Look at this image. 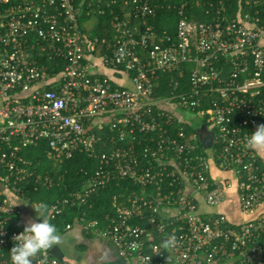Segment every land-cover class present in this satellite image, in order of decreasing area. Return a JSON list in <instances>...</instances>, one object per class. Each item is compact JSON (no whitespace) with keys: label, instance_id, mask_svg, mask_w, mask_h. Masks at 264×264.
Returning <instances> with one entry per match:
<instances>
[{"label":"built area","instance_id":"obj_1","mask_svg":"<svg viewBox=\"0 0 264 264\" xmlns=\"http://www.w3.org/2000/svg\"><path fill=\"white\" fill-rule=\"evenodd\" d=\"M154 1L0 0V264H11L28 223L22 203L35 204L28 183L55 187L22 157L41 144L53 167L76 153L99 165L80 171L82 189L57 199L51 220L125 183L129 195L114 197L104 220L84 211L75 223L110 240L118 264H264V213L243 219L264 205V154L245 147L264 124V26L249 15L194 22L182 11L173 33L159 31ZM113 6L131 7L113 39L89 38L82 16ZM203 127L214 134L207 149ZM171 234L178 243L166 252ZM38 261L71 264L50 252Z\"/></svg>","mask_w":264,"mask_h":264},{"label":"trees","instance_id":"obj_2","mask_svg":"<svg viewBox=\"0 0 264 264\" xmlns=\"http://www.w3.org/2000/svg\"><path fill=\"white\" fill-rule=\"evenodd\" d=\"M154 3L163 6L158 10L155 20V26L159 31L168 30L173 33L182 11L185 17L194 22L209 24L214 23L218 18L228 21L239 16L249 15L250 21L259 19L258 24L264 26V0H256V3H251L252 5H247V0H157ZM130 8L129 6L125 10L126 13L122 12L121 6H113V12L107 10L103 15L85 14L80 19V24H93L92 33L99 38L111 40L114 34L115 18L117 16L126 17L131 14ZM22 157L32 161L33 169L35 168L37 173H50V176L53 177L55 187L52 189H40L35 192L33 189L34 182L31 180L25 190V197L32 202H44L49 206L57 199L68 197V195L82 189L86 181V177L82 176L80 172L82 169H99V165L83 153H76L72 159L65 160L63 164L57 167L47 165V161L49 162L47 160V147L43 144L25 148ZM131 189L133 188L131 187ZM127 195L129 194L125 190V183L111 184L93 194L86 205L67 208L63 215L51 220V223L57 227L59 232H64L67 225H76L77 219L84 211L88 212V219L97 217L104 220L107 214L113 210L114 197L118 196L121 199Z\"/></svg>","mask_w":264,"mask_h":264},{"label":"clouds","instance_id":"obj_3","mask_svg":"<svg viewBox=\"0 0 264 264\" xmlns=\"http://www.w3.org/2000/svg\"><path fill=\"white\" fill-rule=\"evenodd\" d=\"M245 147L264 154V124L258 125L256 130L246 137ZM23 204L31 205L35 219L29 220L23 231L13 238L16 243L10 250L11 264H33L38 256L46 257L50 249L64 243V237L51 223L52 211L47 203ZM177 243V237L171 234L162 240L161 246L166 252H171ZM37 264H43V261H38Z\"/></svg>","mask_w":264,"mask_h":264},{"label":"crops","instance_id":"obj_4","mask_svg":"<svg viewBox=\"0 0 264 264\" xmlns=\"http://www.w3.org/2000/svg\"><path fill=\"white\" fill-rule=\"evenodd\" d=\"M136 20L140 21L138 19ZM153 23L155 24V22ZM80 26L84 31V33L89 38L91 39L92 37L99 38V36L95 35L91 31L92 27L94 26L93 24H84V25L80 24ZM112 39L113 37L111 38V40ZM96 65H98L99 67L100 62H98ZM99 69L101 72L105 73L107 76L112 78L114 74L112 70L103 67H100ZM125 85L131 86L130 82H125ZM220 176H224V174H220ZM22 205H23L22 207L24 211V216L27 222L29 220L35 219V212L34 209L31 207V205L30 204L25 205L23 203ZM223 210H225V212L234 220L241 219V215L239 211H237L236 209H232L231 206H226L223 208ZM261 213H264V205H262L253 216H245V217L243 216V219L245 220V219L253 218L255 215ZM71 236L73 238H76L78 240L79 246H82L84 248L83 250L85 251V255L82 254L81 256L79 255V257H75L73 259H66V257H64V253L62 252L61 246H54L52 249L49 250V252L55 257L58 256L59 257L58 259L67 260L71 264H118L119 263V258L117 256L116 248L114 247V245L111 243L110 240L87 235L78 226H75L71 230Z\"/></svg>","mask_w":264,"mask_h":264},{"label":"rangeland","instance_id":"obj_5","mask_svg":"<svg viewBox=\"0 0 264 264\" xmlns=\"http://www.w3.org/2000/svg\"><path fill=\"white\" fill-rule=\"evenodd\" d=\"M200 125L201 123L197 124V126ZM46 164L53 165V162L47 161ZM60 233L64 237V243H62L60 246L62 247V252L64 253V257H66V259H73L75 257H79V255L81 256L82 254L85 255V251L83 250L84 248L82 246H79L78 240L71 236V231H68V233L67 232H60ZM58 258L59 257L56 256V259Z\"/></svg>","mask_w":264,"mask_h":264},{"label":"water","instance_id":"obj_6","mask_svg":"<svg viewBox=\"0 0 264 264\" xmlns=\"http://www.w3.org/2000/svg\"><path fill=\"white\" fill-rule=\"evenodd\" d=\"M200 141L203 145V148L207 149L213 145L214 134L211 131H208L206 127L201 128L199 131Z\"/></svg>","mask_w":264,"mask_h":264}]
</instances>
